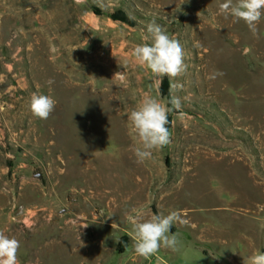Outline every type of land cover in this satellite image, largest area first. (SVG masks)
Returning <instances> with one entry per match:
<instances>
[{
  "label": "rangeland",
  "instance_id": "374dc122",
  "mask_svg": "<svg viewBox=\"0 0 264 264\" xmlns=\"http://www.w3.org/2000/svg\"><path fill=\"white\" fill-rule=\"evenodd\" d=\"M223 2L0 0V230L20 242L19 264H251L264 252V17L254 36ZM153 20L183 47L175 81L132 55ZM33 93L56 101L48 119L32 115ZM172 95L171 143L137 162L128 114ZM172 211L178 250L137 254L133 223ZM64 222L77 229L49 249Z\"/></svg>",
  "mask_w": 264,
  "mask_h": 264
},
{
  "label": "clouds",
  "instance_id": "9594fccd",
  "mask_svg": "<svg viewBox=\"0 0 264 264\" xmlns=\"http://www.w3.org/2000/svg\"><path fill=\"white\" fill-rule=\"evenodd\" d=\"M85 2L86 0H75L76 4ZM219 11L231 16L234 22L243 21L256 36L257 24L264 17V0H225L219 5ZM146 31L151 37V43L134 47L132 55L135 61L146 66L152 73L168 76L175 81V78L183 75L187 69L182 45L154 20L147 24ZM182 87L179 82L173 84L175 91L181 90ZM169 103L171 107H166L159 99L146 96L128 114V120L139 141V145L134 148L137 162H143L151 157L153 150L162 149L171 143V133L167 127L168 113L181 110L182 103L176 95H172ZM55 105L56 101L48 95L33 93L30 97L29 108L32 115L42 120L49 118ZM178 219V213L172 211L168 215L154 214L150 218L134 222L132 231L135 252L148 257L162 247L172 251L178 250L179 234L171 232L172 225ZM19 248L20 242L16 238L0 230V264H19ZM251 264H264V252L254 255Z\"/></svg>",
  "mask_w": 264,
  "mask_h": 264
},
{
  "label": "crops",
  "instance_id": "0c3cea01",
  "mask_svg": "<svg viewBox=\"0 0 264 264\" xmlns=\"http://www.w3.org/2000/svg\"><path fill=\"white\" fill-rule=\"evenodd\" d=\"M11 213H13V212H10L9 214H8V217L10 216V214ZM19 219V218H18ZM62 225L61 226H59V231H61L60 232V238H58V239H54V237H53V239H50L49 240V242L47 243L48 244V247H49V249H51V247L53 246V244L55 243H59V244H64L65 242H66V234L67 233H71L72 234V232H74L76 229H77V227H72V226H70L68 223H61ZM66 244V243H65ZM77 251V250H76ZM76 251H74V252H76Z\"/></svg>",
  "mask_w": 264,
  "mask_h": 264
},
{
  "label": "trees",
  "instance_id": "16d2710c",
  "mask_svg": "<svg viewBox=\"0 0 264 264\" xmlns=\"http://www.w3.org/2000/svg\"><path fill=\"white\" fill-rule=\"evenodd\" d=\"M110 18L115 20V21H121L123 23H130L129 20L127 19L126 15L122 14V13H120L118 16H110ZM163 85H164V91L167 93V89L169 88V82L167 79H164ZM170 123H171V117L168 116L167 127L170 126Z\"/></svg>",
  "mask_w": 264,
  "mask_h": 264
}]
</instances>
